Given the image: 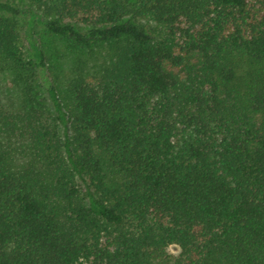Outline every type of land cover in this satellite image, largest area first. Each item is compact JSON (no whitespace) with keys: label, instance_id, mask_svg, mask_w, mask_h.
Segmentation results:
<instances>
[{"label":"trees","instance_id":"16d2710c","mask_svg":"<svg viewBox=\"0 0 264 264\" xmlns=\"http://www.w3.org/2000/svg\"><path fill=\"white\" fill-rule=\"evenodd\" d=\"M21 1L0 0V264H264V0Z\"/></svg>","mask_w":264,"mask_h":264},{"label":"rangeland","instance_id":"374dc122","mask_svg":"<svg viewBox=\"0 0 264 264\" xmlns=\"http://www.w3.org/2000/svg\"><path fill=\"white\" fill-rule=\"evenodd\" d=\"M11 3L18 4L20 6H23L21 0H9ZM27 16H23L20 18V23L25 30L27 28L26 25ZM144 22L152 26L147 20H144ZM35 37L38 38L40 41V44L42 46V49L45 53V56L48 59V62L53 64L57 70H60V72L64 73L68 69V66L73 62V60L76 57V52L70 53L66 46L63 44L62 40H60L58 37H52L50 35H47L41 24H38L37 22L34 23V26L31 30ZM23 48L25 50L27 57H32L33 50L30 45V43L27 40H23L22 42ZM8 81V75H2L0 77V88L2 86L7 85ZM167 250L173 254H177L179 252V247L177 245L171 244L167 247Z\"/></svg>","mask_w":264,"mask_h":264}]
</instances>
